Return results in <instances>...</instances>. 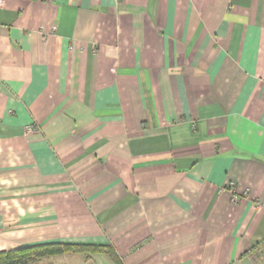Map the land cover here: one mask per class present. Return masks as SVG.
Wrapping results in <instances>:
<instances>
[{"label": "crops", "instance_id": "obj_1", "mask_svg": "<svg viewBox=\"0 0 264 264\" xmlns=\"http://www.w3.org/2000/svg\"><path fill=\"white\" fill-rule=\"evenodd\" d=\"M0 2V250L264 264V0Z\"/></svg>", "mask_w": 264, "mask_h": 264}, {"label": "trees", "instance_id": "obj_2", "mask_svg": "<svg viewBox=\"0 0 264 264\" xmlns=\"http://www.w3.org/2000/svg\"><path fill=\"white\" fill-rule=\"evenodd\" d=\"M96 252H105L114 264H122L113 247L108 244L68 241L43 242L0 250V264H31L41 258L64 253H81L89 256Z\"/></svg>", "mask_w": 264, "mask_h": 264}, {"label": "rangeland", "instance_id": "obj_3", "mask_svg": "<svg viewBox=\"0 0 264 264\" xmlns=\"http://www.w3.org/2000/svg\"><path fill=\"white\" fill-rule=\"evenodd\" d=\"M74 255H68V256H75L77 253H70ZM77 256H81L80 254ZM92 259H88L85 262L81 261V264H113V262L110 260V258L105 254H94L92 255ZM71 257L68 258V263H70ZM80 261H72L71 264H79ZM31 264H66L65 260L61 259L59 257H44L39 260H36L35 262Z\"/></svg>", "mask_w": 264, "mask_h": 264}, {"label": "built area", "instance_id": "obj_4", "mask_svg": "<svg viewBox=\"0 0 264 264\" xmlns=\"http://www.w3.org/2000/svg\"><path fill=\"white\" fill-rule=\"evenodd\" d=\"M0 4H1V2H0ZM25 130L27 132H31V131L35 130V127L33 126V124H29V125L25 126Z\"/></svg>", "mask_w": 264, "mask_h": 264}]
</instances>
